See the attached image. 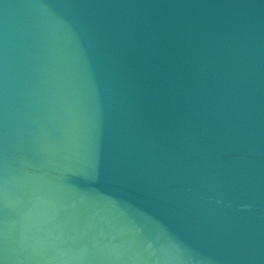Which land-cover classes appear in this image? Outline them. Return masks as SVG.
Segmentation results:
<instances>
[{"label": "water", "instance_id": "95a60500", "mask_svg": "<svg viewBox=\"0 0 264 264\" xmlns=\"http://www.w3.org/2000/svg\"><path fill=\"white\" fill-rule=\"evenodd\" d=\"M0 264H264V0H0Z\"/></svg>", "mask_w": 264, "mask_h": 264}]
</instances>
